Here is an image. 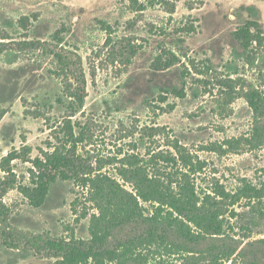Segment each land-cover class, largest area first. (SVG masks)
Here are the masks:
<instances>
[{
    "label": "rangeland",
    "instance_id": "rangeland-1",
    "mask_svg": "<svg viewBox=\"0 0 264 264\" xmlns=\"http://www.w3.org/2000/svg\"><path fill=\"white\" fill-rule=\"evenodd\" d=\"M166 1L140 0L147 8L135 12L133 0H0V160L15 149L43 156L53 150L50 142L61 144L69 98L65 71L50 52L56 50L72 57L86 78L84 108L72 117L75 133L85 137L75 153L81 173L136 194V170L153 176L162 164L180 175L190 172L184 156L204 167L195 177L199 190L260 187L264 0H168L176 4L173 13ZM250 21L262 27H252L260 39L244 45L234 32ZM13 164L18 182L29 184L32 163ZM93 193L81 178L58 180L37 208L12 189L4 198L11 230L35 234L33 245L43 253L0 246V264H55L48 253L62 242L89 240L99 214ZM140 205L152 214L150 203ZM232 208L241 213L233 219L240 244L264 239L263 202L243 199ZM139 230L133 225L121 238ZM172 241L205 253V264L215 257L213 240L191 245L170 236L149 248L147 264H168ZM221 264L252 261L236 256Z\"/></svg>",
    "mask_w": 264,
    "mask_h": 264
},
{
    "label": "trees",
    "instance_id": "trees-1",
    "mask_svg": "<svg viewBox=\"0 0 264 264\" xmlns=\"http://www.w3.org/2000/svg\"><path fill=\"white\" fill-rule=\"evenodd\" d=\"M166 3L169 11L175 12V2L167 0ZM146 6L145 2L133 0L132 9L135 12L144 11ZM252 27L262 29L257 21H250L241 30H235L236 39L244 45L258 41L260 35L253 34ZM2 51L0 47V52ZM50 52L58 58L67 76L69 114L62 121L64 138L60 145L50 142L53 150L44 152L43 156L32 158L30 149L27 156H21L22 152L15 149L0 160V171L4 173L0 176V246L34 250L37 255L43 253L33 245L35 234L24 230H11V208L4 198L12 189L18 188L29 203L38 208L44 205L51 186L58 180L81 178L93 185V199L98 202L99 214L95 216L89 240L64 241L62 243L66 244L61 245L58 252L48 253L49 256L57 258L55 264H147L149 248L164 242L170 236L191 245L213 240L210 246L215 257L211 258L209 264H221L236 256H250L252 264H264V239L240 244L237 234H234L236 220L233 219H239L241 213L231 209L243 199H255L264 203V181L260 187L247 184L237 192H230L219 185L212 187V191L199 190L195 177L204 167L201 164L195 165L192 159L183 156L181 161L190 167V172L184 171L175 175L169 173L162 164H159L153 176L146 171L141 176V171L136 170L134 194L121 188L112 179L89 178L76 169L75 153L85 137L82 130L79 134L75 133L72 117L84 108L87 96L86 78L84 72H76L72 57L56 50ZM176 62L177 60H172L166 64V68ZM248 100L252 103L250 96ZM253 107L257 108L255 104ZM20 158L32 163L29 184H22L17 180L13 163ZM140 200L153 207L151 215L145 213L146 209L140 205ZM133 225L141 226L139 236H130V232L121 238L122 233L133 228ZM161 229H165L170 236L167 232L162 236ZM246 229L245 226L240 227V230ZM225 239H230L232 244L226 246L223 243ZM170 246L173 247V252L168 264H205L202 260L205 253L179 248V244L173 241Z\"/></svg>",
    "mask_w": 264,
    "mask_h": 264
}]
</instances>
